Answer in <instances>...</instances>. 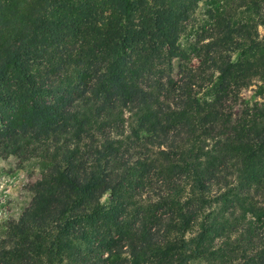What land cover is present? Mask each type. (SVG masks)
<instances>
[{"label":"trees","instance_id":"1","mask_svg":"<svg viewBox=\"0 0 264 264\" xmlns=\"http://www.w3.org/2000/svg\"><path fill=\"white\" fill-rule=\"evenodd\" d=\"M9 156L0 264H264V0H0Z\"/></svg>","mask_w":264,"mask_h":264},{"label":"rangeland","instance_id":"2","mask_svg":"<svg viewBox=\"0 0 264 264\" xmlns=\"http://www.w3.org/2000/svg\"><path fill=\"white\" fill-rule=\"evenodd\" d=\"M205 6L200 4L195 12L196 23H202L204 19ZM263 35L261 27L257 28V36ZM235 56V53L232 57ZM194 58L191 59L190 65L196 64ZM178 60L173 59L171 62V71L173 76L176 75ZM254 85L242 89L239 95L241 100L250 103L254 98ZM260 99L259 96L255 97ZM41 167L35 160L17 162L12 156L0 157V234L4 232L6 223L10 220L17 219L21 212L26 208L34 194L40 188ZM189 264H204L201 261H195Z\"/></svg>","mask_w":264,"mask_h":264}]
</instances>
